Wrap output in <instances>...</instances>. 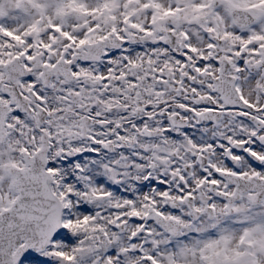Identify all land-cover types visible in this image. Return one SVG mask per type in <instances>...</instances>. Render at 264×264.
<instances>
[{
  "label": "snow or ice",
  "instance_id": "snow-or-ice-1",
  "mask_svg": "<svg viewBox=\"0 0 264 264\" xmlns=\"http://www.w3.org/2000/svg\"><path fill=\"white\" fill-rule=\"evenodd\" d=\"M0 264H264V0H0Z\"/></svg>",
  "mask_w": 264,
  "mask_h": 264
}]
</instances>
